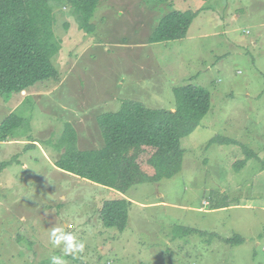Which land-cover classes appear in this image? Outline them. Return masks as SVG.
Segmentation results:
<instances>
[{
  "label": "rangeland",
  "instance_id": "obj_1",
  "mask_svg": "<svg viewBox=\"0 0 264 264\" xmlns=\"http://www.w3.org/2000/svg\"><path fill=\"white\" fill-rule=\"evenodd\" d=\"M50 3L60 80L0 95V125L14 112L27 121L0 137V264H51L63 248L54 227L85 244L67 264H264V0H101L89 33L69 0ZM175 11L198 14L187 37L151 44ZM185 85L208 90L211 109L173 178L123 195L56 166L68 123L81 150L98 149L100 114L127 100L173 111ZM121 197L132 201L124 232L100 218Z\"/></svg>",
  "mask_w": 264,
  "mask_h": 264
},
{
  "label": "trees",
  "instance_id": "obj_2",
  "mask_svg": "<svg viewBox=\"0 0 264 264\" xmlns=\"http://www.w3.org/2000/svg\"><path fill=\"white\" fill-rule=\"evenodd\" d=\"M69 3L80 28L92 32L91 21L101 0H69ZM197 15L180 11L166 15L150 43L185 39ZM55 25L50 0H0V95L21 94L39 83L60 80L61 74L53 64V58L61 50ZM174 93L173 111L127 100L118 112L100 114L97 125L103 145L98 149L81 150L76 129L68 123L55 146L62 154L56 166L64 173L123 195L137 185L173 178L182 169L183 139L200 126L211 109V93L202 87L185 85L175 88ZM32 111L30 108L25 112ZM26 123L19 112L12 113L0 125L1 139L9 141ZM223 142L230 141L222 139ZM246 161L242 162L243 167ZM9 165L4 163L1 167ZM131 206L132 201L124 197L106 201L100 211L104 227L124 232ZM225 242L241 244L243 239L236 236Z\"/></svg>",
  "mask_w": 264,
  "mask_h": 264
},
{
  "label": "clouds",
  "instance_id": "obj_3",
  "mask_svg": "<svg viewBox=\"0 0 264 264\" xmlns=\"http://www.w3.org/2000/svg\"><path fill=\"white\" fill-rule=\"evenodd\" d=\"M50 239L54 247L63 245L62 255L51 256V264H67L64 259L65 256L75 257L77 254L82 253L85 248V244L79 241L74 233L65 231L63 227H54Z\"/></svg>",
  "mask_w": 264,
  "mask_h": 264
},
{
  "label": "crops",
  "instance_id": "obj_4",
  "mask_svg": "<svg viewBox=\"0 0 264 264\" xmlns=\"http://www.w3.org/2000/svg\"><path fill=\"white\" fill-rule=\"evenodd\" d=\"M129 200V199H128Z\"/></svg>",
  "mask_w": 264,
  "mask_h": 264
}]
</instances>
